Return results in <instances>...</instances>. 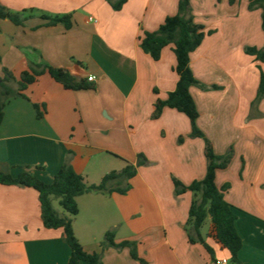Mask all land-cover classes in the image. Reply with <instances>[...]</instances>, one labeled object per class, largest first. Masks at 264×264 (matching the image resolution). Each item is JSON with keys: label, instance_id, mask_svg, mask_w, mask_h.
Instances as JSON below:
<instances>
[{"label": "crops", "instance_id": "crops-1", "mask_svg": "<svg viewBox=\"0 0 264 264\" xmlns=\"http://www.w3.org/2000/svg\"><path fill=\"white\" fill-rule=\"evenodd\" d=\"M179 1L129 0L117 11L108 0H0L27 18L24 26L0 19L1 78L8 69L18 79L31 63L42 61L95 78V90L70 91L45 74L24 92L27 99L7 103L0 173L17 177L29 167L50 184L69 161L93 185L122 171L124 161L138 166L142 155L148 161L138 167L127 194L88 193L77 199L76 237L86 252L102 254L104 264H142L128 248L103 250L110 231L117 243H136L146 264H230V253L209 238L212 225L202 234L214 258L202 244L190 243L185 227L194 195L175 194L174 178L186 185L205 178L204 141L190 137L189 118L176 110L166 108L159 119L152 118L157 100L176 89L177 61L173 46L155 61L143 51L141 38L178 14ZM230 1L191 0L195 22L214 33L190 62L196 79L209 89L194 86L190 92L200 112L198 126L216 154L235 150L229 168L217 172L216 184L231 186L225 199L240 211V260L264 264V100L262 116L250 118L264 64L246 53L248 47H264L262 10L251 11L250 0ZM44 15H70L73 27H46ZM34 104L41 112L46 106L42 119ZM70 258L63 230L44 226L38 192L0 184V264H68Z\"/></svg>", "mask_w": 264, "mask_h": 264}, {"label": "trees", "instance_id": "trees-1", "mask_svg": "<svg viewBox=\"0 0 264 264\" xmlns=\"http://www.w3.org/2000/svg\"><path fill=\"white\" fill-rule=\"evenodd\" d=\"M108 1L115 10L119 11L129 0ZM230 3L232 5L235 4V0H231ZM249 9L251 11L262 10V29L264 31V0H250ZM0 19L10 20L17 26H24L27 20V18L19 14L11 13L1 5ZM41 19L45 22L44 26L46 27L63 25L66 30H70L73 27L72 16L70 15L63 17L44 15ZM213 33V31L206 32L203 26L195 22L192 15L191 0H180L178 14L168 17L157 31L145 32L141 38V47L155 61H159L163 50L173 46L177 61L174 68L179 77L176 89L169 93L166 100H157L152 118L154 120L159 119L166 108L176 110L189 118L192 128L190 137L192 139H202L205 143L204 155L207 163L205 178L200 181H194L190 185H186L176 178L173 179L176 196H181L188 192L194 195L189 219L185 227L189 241L191 244H202L214 258L215 250L207 243L202 234L206 221L210 219L212 231L209 234V238H213L222 249L230 253V264H242L239 255L244 243L236 226L240 211L225 199V194L230 190L231 186L226 185L219 188L216 184L217 172L229 168L234 159L235 150L231 147L223 156L216 154L212 141L198 126L200 112L190 92L194 86L202 90L209 89L196 79L190 67V62L191 54L202 45L208 35ZM246 53L255 57L256 61L264 64V47L262 49L248 47ZM3 72L4 78L0 77V126L5 117L7 103L11 99H27L24 92L45 74L50 75L66 90H95V84L90 82L89 78L73 74L66 69L53 67L43 61L31 63L28 70L23 72L18 79L8 69H4ZM212 88L218 89V87ZM262 100H264V72H261L258 95L252 104L251 118L262 116L259 112V104ZM42 107L43 112H41V107L38 104H34L39 119H42L47 112L46 106L43 105ZM183 142L184 139L181 138L179 143ZM124 162L126 166L122 171L110 172L103 177L100 184H88L86 178L78 174L69 161L64 164L50 184L33 175L29 167L22 168V172L17 177L0 173V184L32 188L38 192L44 226L47 229H62L64 232L65 242L71 249V258L68 264H104L102 254L86 252L76 237L73 224L74 219L80 213L77 199L88 193L117 192L122 195L127 194L130 187H121V180L129 181L135 178L138 173V167L147 165L148 161L142 155L138 166L127 161ZM54 200L59 201L60 206L68 216L60 214L55 209ZM101 245L103 250L110 248L123 250L128 248L133 259L146 264L138 255L137 244L130 241L117 243L116 233L113 231L106 233Z\"/></svg>", "mask_w": 264, "mask_h": 264}, {"label": "rangeland", "instance_id": "rangeland-1", "mask_svg": "<svg viewBox=\"0 0 264 264\" xmlns=\"http://www.w3.org/2000/svg\"><path fill=\"white\" fill-rule=\"evenodd\" d=\"M29 12H31V10H29ZM196 87V86H195ZM251 118V117H250ZM118 160L119 161H116L117 162V165H118V167H121L122 166V158L121 159H119L118 158ZM136 166V165H135ZM134 179V178H133ZM133 179H131V180H129V181H127V180H125V179H122L121 180V182H120V184H121V187H126V186H129L130 187V190L132 189V184H131V181L133 180ZM129 190V191H130ZM128 191V192H129ZM54 207H55V209L60 213V214H62V215H67L68 216V214L64 211V209L60 206V204H59V201L58 200H54ZM210 229H211V220L210 219H208L207 221H206V223H205V225H204V227H203V233H207V231H210ZM21 262H22V260H21Z\"/></svg>", "mask_w": 264, "mask_h": 264}, {"label": "built area", "instance_id": "built-area-1", "mask_svg": "<svg viewBox=\"0 0 264 264\" xmlns=\"http://www.w3.org/2000/svg\"><path fill=\"white\" fill-rule=\"evenodd\" d=\"M89 81L90 82H95V78L94 77H89ZM216 264H229V262L227 260H223V261H219Z\"/></svg>", "mask_w": 264, "mask_h": 264}]
</instances>
